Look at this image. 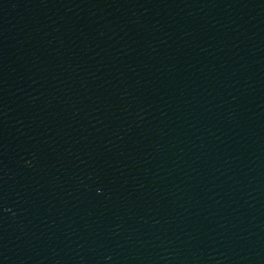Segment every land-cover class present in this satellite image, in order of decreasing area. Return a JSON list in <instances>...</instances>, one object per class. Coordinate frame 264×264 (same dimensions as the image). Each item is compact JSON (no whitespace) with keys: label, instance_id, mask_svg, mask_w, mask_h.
Here are the masks:
<instances>
[{"label":"water","instance_id":"95a60500","mask_svg":"<svg viewBox=\"0 0 264 264\" xmlns=\"http://www.w3.org/2000/svg\"><path fill=\"white\" fill-rule=\"evenodd\" d=\"M0 264H264V0H0Z\"/></svg>","mask_w":264,"mask_h":264}]
</instances>
